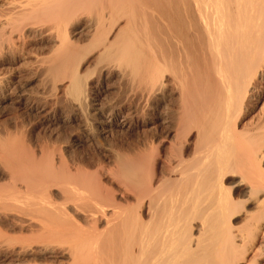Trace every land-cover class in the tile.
<instances>
[{
	"label": "bare ground",
	"instance_id": "1",
	"mask_svg": "<svg viewBox=\"0 0 264 264\" xmlns=\"http://www.w3.org/2000/svg\"><path fill=\"white\" fill-rule=\"evenodd\" d=\"M6 4L0 55L38 42L39 98L84 140L155 130L93 164L0 135L5 264H264V0Z\"/></svg>",
	"mask_w": 264,
	"mask_h": 264
},
{
	"label": "rangeland",
	"instance_id": "2",
	"mask_svg": "<svg viewBox=\"0 0 264 264\" xmlns=\"http://www.w3.org/2000/svg\"><path fill=\"white\" fill-rule=\"evenodd\" d=\"M7 1L8 0H0V9L7 6ZM38 24H40V26L42 25L43 27L48 26V24L43 22L42 19L41 21H38ZM22 42H18L19 44L17 43L18 48L16 50L5 52L4 54L0 55V75L6 79H4L6 83L5 88H7V92H9V86L11 87L13 85L17 87L15 91H17L20 96L22 95L21 97L23 103L15 104L9 99L0 100V135L7 134V132L11 135V137L14 135L13 138L18 142L20 141L24 148H27L28 151L36 150L40 144H42L41 146H49L51 148L52 146L53 148L56 146L55 148L61 150L66 148L65 150H67V154H71L68 156L65 153L68 157H70L68 160L75 157L77 158L79 157L78 155H81L80 157L87 159L86 162L93 164L97 162L104 163L107 153L110 148L113 147V145L115 146L117 144V146L125 147V145H128L130 142H132V140L134 141V139H137L138 136L141 138V135L143 134H151L154 132L155 129H153L154 127L152 124H150V122H144L131 127L126 131H115L116 133L113 131L111 133L108 132L104 134L100 133L99 137L102 139L98 138L99 140H96L95 138L91 140H84L81 136L79 123L77 120L71 119L70 115H65V110L61 108L62 106L59 104L61 103L59 99L58 103H54V101L57 99L55 97L47 99L46 102H43L40 99L41 95H39L40 89L38 87L37 75L35 71L33 72L34 68L32 67L33 63H35L33 59L39 51V46L36 47L38 42L30 40H26L23 43ZM261 87V93H264V83L261 84ZM103 96L104 94L101 93L99 97L103 99ZM109 96L110 94L107 95V98ZM25 98L27 100H25ZM33 101L36 102L31 103ZM41 102L46 106H44ZM259 106L260 103L256 108L253 109V113L260 111ZM72 154L74 156L76 154L77 155L74 157ZM3 257L4 256L0 252V264H5L7 261L5 260L6 258Z\"/></svg>",
	"mask_w": 264,
	"mask_h": 264
}]
</instances>
